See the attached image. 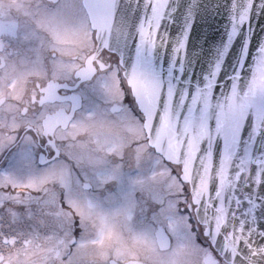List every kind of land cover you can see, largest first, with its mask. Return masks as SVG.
<instances>
[{"label": "snow or ice", "instance_id": "obj_1", "mask_svg": "<svg viewBox=\"0 0 264 264\" xmlns=\"http://www.w3.org/2000/svg\"><path fill=\"white\" fill-rule=\"evenodd\" d=\"M211 8L193 79L207 0H0V264H264V0Z\"/></svg>", "mask_w": 264, "mask_h": 264}, {"label": "water", "instance_id": "obj_2", "mask_svg": "<svg viewBox=\"0 0 264 264\" xmlns=\"http://www.w3.org/2000/svg\"><path fill=\"white\" fill-rule=\"evenodd\" d=\"M232 0H228L231 3ZM209 9L199 16L196 22L193 23L192 32L189 38V54L190 56L195 53V67L193 69V79L206 72L208 65L212 60V56L223 48L227 41V27H228V14L213 10L211 5L216 3V0H207ZM250 52L255 51V47L264 41V12H254L250 20ZM248 28L244 29L247 34ZM243 41L238 36L233 40L225 55V71L230 70L238 57ZM251 62V56H249Z\"/></svg>", "mask_w": 264, "mask_h": 264}]
</instances>
